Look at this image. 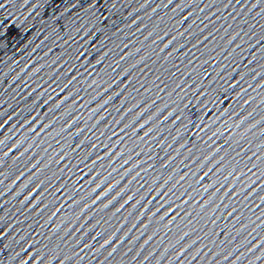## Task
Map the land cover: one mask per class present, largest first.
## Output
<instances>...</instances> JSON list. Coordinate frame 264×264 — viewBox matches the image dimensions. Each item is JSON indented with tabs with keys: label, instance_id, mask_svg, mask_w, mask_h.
Masks as SVG:
<instances>
[{
	"label": "water",
	"instance_id": "obj_1",
	"mask_svg": "<svg viewBox=\"0 0 264 264\" xmlns=\"http://www.w3.org/2000/svg\"><path fill=\"white\" fill-rule=\"evenodd\" d=\"M264 194V0H0V198Z\"/></svg>",
	"mask_w": 264,
	"mask_h": 264
}]
</instances>
